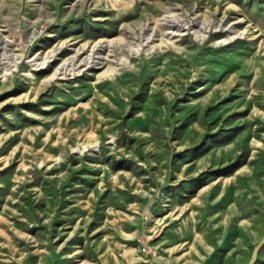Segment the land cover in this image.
I'll use <instances>...</instances> for the list:
<instances>
[{
	"label": "rangeland",
	"instance_id": "rangeland-1",
	"mask_svg": "<svg viewBox=\"0 0 264 264\" xmlns=\"http://www.w3.org/2000/svg\"><path fill=\"white\" fill-rule=\"evenodd\" d=\"M0 264H264V0H0Z\"/></svg>",
	"mask_w": 264,
	"mask_h": 264
},
{
	"label": "bare ground",
	"instance_id": "bare-ground-1",
	"mask_svg": "<svg viewBox=\"0 0 264 264\" xmlns=\"http://www.w3.org/2000/svg\"><path fill=\"white\" fill-rule=\"evenodd\" d=\"M170 9V8H169ZM171 13V15L172 16H175V13L173 12V11H171V10H169ZM166 19V18H165ZM167 20L168 21H171V22H176V19H174V18H170V19H168L167 18ZM147 38V40L146 41H148V40H150V38H151V35H149L148 37H145V39ZM121 41H122V39L121 38H112V39H108V40H101V41H98L97 43H96V46H94V47H96V49H103V48H106V47H108V48H110V47H115V46H117V45H119L120 46V44H121ZM62 46V45H61ZM93 50H94V52H96L95 51V49L93 48ZM78 52L79 51H77V53L76 54H74L72 57H71V59L69 60V62L67 63L68 65H72V67H73V69L75 68L74 66L76 65V61H75V59H76V56L78 55ZM94 52L88 57V61H87V63H93V62H95V60H94V57H96V56H94ZM58 54V49H54V50H52V52L48 55L49 57H54V56H56ZM43 60H42V63L41 64H45L46 63V56H44L43 58H42ZM65 67V66H64Z\"/></svg>",
	"mask_w": 264,
	"mask_h": 264
}]
</instances>
